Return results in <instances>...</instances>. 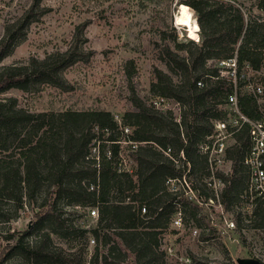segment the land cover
Masks as SVG:
<instances>
[{
    "label": "trees",
    "instance_id": "1",
    "mask_svg": "<svg viewBox=\"0 0 264 264\" xmlns=\"http://www.w3.org/2000/svg\"><path fill=\"white\" fill-rule=\"evenodd\" d=\"M233 2L228 0H178L179 5L191 8L197 14L200 30V44L188 58H179L166 48V55L172 61L179 59L183 71L181 85H173L162 71L155 74L151 91L160 98H171L180 106V121L176 122L169 112L157 110L154 106L135 103L137 111H127L118 124L111 113L103 110H64L50 123L55 130L52 139L43 140L37 148L43 150L41 158L49 161L46 171L50 178L48 200L41 202L36 220L28 225L21 237L6 246L0 257V264L14 254L42 264H65L60 253L47 248L49 234H44L38 245L30 246L24 238L31 232L40 230L44 223H50L51 231L68 237L65 212L57 205L60 197L70 198V205L97 210V218L89 229H80L82 234H90L94 240L93 254L87 264L122 263L130 257L135 264H153L158 261L159 235L168 231L174 221L175 195L171 197L170 182L181 181L184 176L190 182L189 189L198 199L208 203L214 200L213 190L207 187V177H211L206 155L199 146L212 133L213 122L223 118L216 108L225 91L221 84L197 88L196 79L203 74H216V69H205L207 60H222L231 57L236 50L239 62L255 64L264 50V18L256 16L246 20ZM264 12V0L258 1ZM33 6L24 16L28 21ZM82 23L76 27L74 41L66 50L49 54L41 61L33 60L29 66L7 67L0 71V93L10 88L27 91L30 82H43L63 89L65 86L59 74L76 61L84 59L86 53L79 48L78 35L84 29ZM174 39H177L174 37ZM175 41V40H174ZM15 42V33L6 28L0 40V60L6 56ZM188 43L194 45L192 40ZM175 46L182 43L175 41ZM200 69L198 74L195 71ZM0 104V149L3 147L2 133L17 130V117L25 120L31 117L21 110H2ZM96 129V131H93ZM129 132V134L127 132ZM130 130V131H129ZM61 139L57 143L56 138ZM121 138L123 140H121ZM135 142L137 147L130 150L129 157L135 168H121V142ZM247 135L244 131L232 137L226 148V158L230 161V173L213 172L223 188L219 204L225 210L238 201L245 190L247 170L243 157L247 149ZM36 147L31 148L32 152ZM130 149V145H128ZM95 149V153L91 151ZM169 149L168 157L164 152ZM109 155H106V152ZM183 154V158L180 156ZM20 176L18 168L3 170L0 166V193L22 206V197L33 199L42 177L31 157H26ZM200 179V182L199 180ZM175 193H179L178 190ZM181 194V192H180ZM168 197V198H167ZM189 204L182 220L196 219L199 207ZM141 209L145 211L142 212ZM255 229L264 227V202L254 201L251 215H247ZM233 218L240 220V214ZM184 223V222H183ZM186 223V222H185ZM213 230L209 221L205 222ZM238 227V226H237ZM242 238L239 228H236ZM9 235L7 241L13 239ZM204 239H208L205 236ZM116 260V262L114 261ZM195 261V260H194ZM194 264H203L196 261Z\"/></svg>",
    "mask_w": 264,
    "mask_h": 264
},
{
    "label": "rangeland",
    "instance_id": "2",
    "mask_svg": "<svg viewBox=\"0 0 264 264\" xmlns=\"http://www.w3.org/2000/svg\"><path fill=\"white\" fill-rule=\"evenodd\" d=\"M233 2V0H228ZM259 0H236L244 18L261 16L264 12L258 7ZM178 0H0V40L6 28L15 33V42L8 54L0 60V71L7 67L29 66L33 60L41 61L49 54L64 51L74 41L76 27L82 23L84 29L78 35L79 48L86 53L84 59L60 72L64 82L60 89L43 82H30L27 91L10 88L0 93L1 108L9 112L12 108L27 113L17 117V130L2 133L4 139L0 149V166L3 170L22 168L26 157L33 159L34 165L41 172L39 186L33 199L22 197V206L17 208L14 201L0 193V257L6 246H10L22 236L36 220V213L41 202L48 200L50 178L46 171L49 161L41 158L43 150L37 148L41 139L51 140L50 124L54 117L64 110H103L111 113L120 124L121 117L127 111H137L135 103L154 106L176 122L180 121V106L171 98H163L165 106L154 105L160 96L151 91L155 74L162 71L170 78L173 85H181L183 71L179 59L172 61L166 55V48L179 58H188L194 54L199 39L188 43L184 27L174 25V17L179 12ZM33 6L30 19L24 16ZM185 6V5H184ZM197 22V14L185 6ZM176 37L177 39H174ZM182 43L180 49L175 41ZM214 68V61L207 60L205 69ZM200 69L194 72L198 74ZM217 110L218 107H216ZM52 129L49 131V129ZM93 131H96L94 129ZM130 131V130H129ZM129 134V132H127ZM57 143L61 141L55 137ZM121 140H123L121 138ZM206 140V139H205ZM232 142L228 141V145ZM129 143L121 142L120 159L123 170L135 168L129 157ZM36 147L32 152L29 150ZM95 153V149L91 151ZM229 164L222 167L228 172ZM216 169L213 170V172ZM200 182V179H198ZM206 182L211 183L207 177ZM1 184V179H0ZM190 182L183 176L181 181H171V197L175 194L174 219L168 231L159 235L158 261L153 264H237L238 258H255L264 263V231L252 227L253 223L246 209H251L249 200L240 199L228 210L219 204L223 184L213 182L208 188L213 190L214 200L208 203L198 199L189 189ZM178 190L179 193H175ZM181 192V194H180ZM168 198V197H167ZM68 197L57 199V205L65 212L68 237H60L51 230L50 223H44L42 229L31 232L24 238L30 246L38 245L44 234H49L45 243L48 249L61 254L65 264H87L93 254L94 244L90 243V234L80 233V229H89L95 219L88 217L86 209L72 207ZM198 205L196 219L188 222L183 212L189 204ZM240 214V220L233 218ZM209 221L213 230L205 222ZM184 222V223H183ZM186 222V223H185ZM234 227H230V223ZM238 226V227H237ZM236 228L242 238L239 237ZM13 239L7 241V237ZM208 236V239H204ZM128 257L119 264H135ZM186 260H189L187 263ZM195 260V261H194ZM116 262V260H114ZM182 261V263H181ZM5 264H42L23 255L14 254ZM115 264V263H113ZM118 264V263H116Z\"/></svg>",
    "mask_w": 264,
    "mask_h": 264
},
{
    "label": "built area",
    "instance_id": "3",
    "mask_svg": "<svg viewBox=\"0 0 264 264\" xmlns=\"http://www.w3.org/2000/svg\"><path fill=\"white\" fill-rule=\"evenodd\" d=\"M214 68L215 75L205 73L196 79L195 85L200 89L207 85H222L225 91L216 107L223 113V118L213 122L212 133L200 144L199 149L207 157L212 179L210 185L212 181L220 184V180L213 177V170H219L225 175L230 173V161L226 158L228 141L232 142L234 135L245 132L248 144L243 165L247 170V181L243 197L249 200L251 209L246 211L251 213L254 201L264 202V50L255 64L249 61L239 62L235 50L231 57L214 61ZM154 105L164 107L165 100L159 98L154 101ZM128 143L131 150L137 147L135 142ZM169 153V149L164 152L170 157ZM106 155H109L108 151ZM180 156L183 158L182 152ZM227 164L228 172L222 171V167ZM76 208L80 209L78 206ZM85 209L88 217L97 218L95 207ZM174 223L180 221L174 219ZM230 227H234L232 222ZM259 229L264 231V227ZM90 243L94 244V240H90ZM187 262L189 260L183 263Z\"/></svg>",
    "mask_w": 264,
    "mask_h": 264
},
{
    "label": "bare ground",
    "instance_id": "4",
    "mask_svg": "<svg viewBox=\"0 0 264 264\" xmlns=\"http://www.w3.org/2000/svg\"><path fill=\"white\" fill-rule=\"evenodd\" d=\"M174 25L178 27H184L187 37L192 41H198L199 26L196 20L191 15V12L184 6L179 7L178 14L174 17ZM198 37V39L196 38Z\"/></svg>",
    "mask_w": 264,
    "mask_h": 264
},
{
    "label": "water",
    "instance_id": "5",
    "mask_svg": "<svg viewBox=\"0 0 264 264\" xmlns=\"http://www.w3.org/2000/svg\"><path fill=\"white\" fill-rule=\"evenodd\" d=\"M236 262L237 264H264L255 258H238Z\"/></svg>",
    "mask_w": 264,
    "mask_h": 264
},
{
    "label": "clouds",
    "instance_id": "6",
    "mask_svg": "<svg viewBox=\"0 0 264 264\" xmlns=\"http://www.w3.org/2000/svg\"><path fill=\"white\" fill-rule=\"evenodd\" d=\"M198 39V37H196Z\"/></svg>",
    "mask_w": 264,
    "mask_h": 264
}]
</instances>
